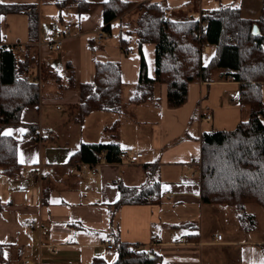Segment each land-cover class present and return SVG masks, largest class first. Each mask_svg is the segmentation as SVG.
Listing matches in <instances>:
<instances>
[{
  "label": "crops",
  "instance_id": "crops-1",
  "mask_svg": "<svg viewBox=\"0 0 264 264\" xmlns=\"http://www.w3.org/2000/svg\"><path fill=\"white\" fill-rule=\"evenodd\" d=\"M108 1L0 0V5H36L38 62L66 81L69 64L75 84L62 91L58 89L62 82L50 79L51 84L42 88L40 104L23 111L22 125L3 132L18 141V161L23 170L18 178L0 173V245L4 246L0 264H95L96 260L113 263L118 257L119 242L141 243L142 250L151 253L150 264H264V230H260L262 225L264 228V211L255 205L239 211L203 203L200 174H196L200 171L202 134L234 130L247 115L240 103L233 102L240 98L239 84L218 78L210 83L193 82L188 87L186 103L175 109L168 106L167 85L161 84L158 108L131 105L141 68L137 37L132 39L130 31L123 30V22L131 14L113 22V30L115 25L120 26L117 39L112 32L102 44L95 40V35L103 30L104 5ZM126 1L164 3L181 13L178 20H199L207 12L231 6L234 0ZM79 2L88 7L84 9L85 5ZM263 4V0H240L235 6L243 18L258 20ZM67 22L74 27L64 39L62 50L50 51L47 43L53 31ZM122 34L127 36L129 43L125 48L133 50L132 54L124 53L125 48L120 45ZM29 42L28 15L0 11V48L15 45L24 51ZM142 51L148 75L154 79L155 45L145 43ZM210 53L208 61L214 54ZM97 61L120 64L124 87L134 88L123 103L135 113V119L122 120L124 104L120 113L92 112L83 124L56 117L54 112L62 106L79 103L80 86L94 80ZM32 76L37 77V73L33 71ZM261 91L264 101V85ZM197 113L199 118L195 121ZM90 117L94 120L85 125ZM116 121H120L118 131L115 135L108 133L107 128ZM205 121L212 122L210 130ZM32 125L33 135L26 136L27 127ZM8 132L11 135L5 134ZM48 136L52 137L50 144H46ZM112 142L127 150L124 161L101 162L95 176L87 169V175L81 177L72 160L81 145ZM137 153L143 157L131 161L129 155ZM35 171L41 173L40 179L31 178ZM156 182L160 184L159 202L115 208L121 186L141 187ZM233 219L236 225L232 224ZM33 221L48 234L41 236L31 226ZM224 224L231 235L221 232L219 226ZM218 235L223 236L222 241L216 240ZM108 241L113 242L115 249L106 247Z\"/></svg>",
  "mask_w": 264,
  "mask_h": 264
},
{
  "label": "trees",
  "instance_id": "trees-1",
  "mask_svg": "<svg viewBox=\"0 0 264 264\" xmlns=\"http://www.w3.org/2000/svg\"><path fill=\"white\" fill-rule=\"evenodd\" d=\"M79 4L85 5L84 9L88 7L83 2ZM136 5L141 6V13L133 34L140 49L141 68L130 104L139 106L150 101L158 104L157 89L161 84L167 85L168 106L175 109L186 103L188 87L193 82L210 83L218 78L238 83L240 105L247 108V119L234 130L202 134L201 198L208 205L233 207L239 211L255 205L264 211V101L261 91L264 85V4L258 20L243 18L238 6H222L205 13L199 20H174L169 17L170 9L164 3L135 4L126 0H109L104 5L103 30L112 35L113 22ZM0 11L27 14L29 17L30 42L21 55L15 45L0 48V173L8 178H18L23 170L18 161V141L3 132L8 127L22 125L23 111L40 104L44 80L61 82V77L38 62L35 45L39 39V13L36 5H0ZM254 25L259 28V36L252 34ZM122 35L120 45L125 48L129 42L127 36ZM145 43L155 45L154 79L148 75L142 51ZM206 46H213L214 54L204 63ZM67 69V81L58 86L62 91L75 85L74 71L69 64ZM33 71L37 73L35 78ZM121 74L118 62L97 61L94 80L80 86L79 103L69 106L71 120L83 124L92 112L120 113L124 88ZM119 126L120 121H116L107 131L115 135ZM34 131L35 126H28L26 136H32ZM127 153L117 142L83 143L72 160L74 164L98 165L105 159L107 163H121ZM120 191L121 197L115 208L160 201V184L157 182L141 187L121 186ZM116 249L118 257L115 262L96 260L94 263L153 262L150 252L134 253L128 244L119 242ZM3 257L4 246L0 245V263Z\"/></svg>",
  "mask_w": 264,
  "mask_h": 264
},
{
  "label": "rangeland",
  "instance_id": "rangeland-1",
  "mask_svg": "<svg viewBox=\"0 0 264 264\" xmlns=\"http://www.w3.org/2000/svg\"><path fill=\"white\" fill-rule=\"evenodd\" d=\"M238 2H240V0H234L233 2H232V4H231V6H235V5H238ZM127 13H130L131 15L129 16V18H128V20L127 21H124L123 22V30H130L132 33H131V36H133L132 37V39H134L135 37H136V35L135 34H133V32L135 31V29L137 28V25H136V21H137V19L139 18V15H140V13H141V6H139V5H136V6H133V7H131L128 11H127ZM179 15H181V13H179V12H176L175 10H170V12H169V17L170 18H172V19H174V20H178V18L180 17ZM122 29V28H121ZM119 31H120V26L119 25H115L114 26V30H113V33L115 34L114 35V39H117L118 38V36H119ZM118 32V33H117ZM125 33V32H124ZM131 44H133V42H131ZM210 52H214V48H213V46H206L205 48H204V52H203V60H204V62L206 63L207 61H208V59H209V56H210ZM66 76L68 77V74H66ZM62 79V83L61 84H64L65 82H66V78H61ZM50 79H48V81H49ZM46 80H44L43 81V89H44V86H46L47 85V87L51 84V82L52 81H49V82H47ZM129 91H131V93H133V91H134V88L133 87H131V88H127V87H124L123 88V92H124V98L122 97V104H124V107H125V110L126 111H124L123 112V114H122V120L123 121H125L124 119H126V120H128V119H135V113H133V111L129 108V107H127V105L125 104V103H123L124 101H125V99H128V93H129ZM158 93H160V87H158V89H157V94ZM159 98H160V96H159ZM159 104V103H158ZM158 104H156L154 101H150V102H148L147 103V105H150V106H154V107H156V108H158ZM127 108H129V109H127ZM243 108V110L246 112V111H248L247 110V108H245V107H242ZM122 109H123V106H122ZM54 112V111H53ZM70 112H71V110H70V107L69 106H62V109L61 110H59V111H55L54 113H57L58 115L56 116V115H54V113H53V115L52 116H56V117H58V118H63V120L64 121H68L69 122V120H70ZM123 115H125V117L123 116ZM247 115H248V112H247ZM247 115L245 114V115H243V118H242V120H245V119H247ZM94 117H90L88 120H86V123H85V125L87 124H90V122H92L94 119H93ZM198 118H199V114L197 113V115H196V120L195 121H198ZM71 121V120H70ZM71 122H73V121H71ZM211 121H205V127L207 128V129H211ZM76 124V123H75ZM84 125V126H85ZM109 132H111V131H108V133ZM73 136H74V134H72ZM58 141V140H57ZM52 142V137L51 136H48L47 137V140H46V144H50ZM143 145H144V143H142ZM132 149L133 150H135L136 148H134L133 146H132ZM259 208V207H258ZM261 209V208H260ZM257 210H259V209H257ZM262 210V209H261ZM261 210H259L260 212H263V211H261ZM232 224L233 225H236V220L235 219H233L232 220ZM226 224H224V225H222V226H219L221 229H223L221 232L223 233V234H228V235H231L232 233H231V231L229 232V231H227V230H225L226 229V226H225ZM260 230H264V228H263V225H262V229H260ZM133 244H131L130 245V247L132 246Z\"/></svg>",
  "mask_w": 264,
  "mask_h": 264
},
{
  "label": "built area",
  "instance_id": "built-area-1",
  "mask_svg": "<svg viewBox=\"0 0 264 264\" xmlns=\"http://www.w3.org/2000/svg\"><path fill=\"white\" fill-rule=\"evenodd\" d=\"M73 27H74V24L72 22H67V23L63 24L61 27L55 29L52 33L51 40L47 43V47L49 48V50L54 51V52L61 51L62 46H63V41L66 37L70 36ZM110 37H111V35L109 33L105 32L104 30H100L95 35V40L98 44H102L104 41L109 40ZM17 51L21 54L23 50L18 46ZM124 53L132 54L133 50H131L129 48H125ZM233 102L234 103H240V99H238V98L234 99ZM207 119H211V117L207 116ZM129 157H130L131 161L136 162L143 157V154L142 153H137L135 155L130 154ZM105 160H103L102 162H106ZM97 166H99V165H92V164H85V163H79V164L74 165L75 169L77 170V172L79 173V175L81 177H85L87 175V169H89L91 171V174L95 176L98 173ZM196 174H200V171L196 172ZM31 178L32 179H40L41 173L39 171H35L31 175ZM31 226L38 229L41 236H46L48 234V231L45 228H43L41 226V224H39L36 221L31 222ZM222 239H223L222 235L216 236L217 241H222ZM106 247L110 250L115 249V246H114L112 241H108L106 243ZM131 250L134 253L142 251V244L141 243H134L131 246ZM46 264H50V263H46Z\"/></svg>",
  "mask_w": 264,
  "mask_h": 264
},
{
  "label": "water",
  "instance_id": "water-1",
  "mask_svg": "<svg viewBox=\"0 0 264 264\" xmlns=\"http://www.w3.org/2000/svg\"><path fill=\"white\" fill-rule=\"evenodd\" d=\"M252 34H253L254 36H259L260 31H259V28H258L257 25H254V26H253Z\"/></svg>",
  "mask_w": 264,
  "mask_h": 264
},
{
  "label": "snow or ice",
  "instance_id": "snow-or-ice-1",
  "mask_svg": "<svg viewBox=\"0 0 264 264\" xmlns=\"http://www.w3.org/2000/svg\"><path fill=\"white\" fill-rule=\"evenodd\" d=\"M6 135H11V132L5 133Z\"/></svg>",
  "mask_w": 264,
  "mask_h": 264
}]
</instances>
